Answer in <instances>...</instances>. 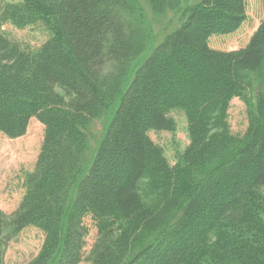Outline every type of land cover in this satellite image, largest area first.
<instances>
[{
    "label": "trees",
    "instance_id": "1",
    "mask_svg": "<svg viewBox=\"0 0 264 264\" xmlns=\"http://www.w3.org/2000/svg\"><path fill=\"white\" fill-rule=\"evenodd\" d=\"M148 13L178 25L151 39ZM247 17V0L2 5L0 134L23 137L32 119L45 134L19 208L0 211V264L28 227L45 236L28 264H264V20L241 49L210 46ZM8 24L50 37L27 50ZM234 99L243 136L230 132ZM175 111L190 145L172 166L149 134L174 133Z\"/></svg>",
    "mask_w": 264,
    "mask_h": 264
},
{
    "label": "rangeland",
    "instance_id": "2",
    "mask_svg": "<svg viewBox=\"0 0 264 264\" xmlns=\"http://www.w3.org/2000/svg\"><path fill=\"white\" fill-rule=\"evenodd\" d=\"M20 1L0 0V9L4 4L19 3ZM247 16V22L240 31L233 36L214 37L210 41V46L220 51H234L245 47L264 20V0H247ZM146 22L151 39L157 37L160 39L178 25L173 13L166 17L153 16L148 13ZM3 30L9 39L19 43L27 50L40 48L50 37V34L42 27L19 30L8 24ZM170 116L177 124L174 133L151 132L149 136L163 150L169 164L174 166L178 162L179 155H182L190 145V139L184 113L175 111ZM105 121L103 119L96 123V133H100ZM228 122L232 135L243 136L248 130L247 109L239 99H234L231 103ZM44 134V126L36 119L31 120L27 133L23 137L10 139L0 134V211L8 216L17 211L24 198L26 178L35 170ZM85 223L90 232L86 247L88 254L96 241L97 232L90 219H87ZM44 240L45 236L39 229L26 228L9 243L4 264H28L39 254ZM81 264L91 263L85 261Z\"/></svg>",
    "mask_w": 264,
    "mask_h": 264
}]
</instances>
